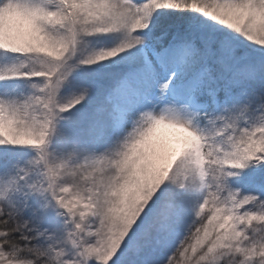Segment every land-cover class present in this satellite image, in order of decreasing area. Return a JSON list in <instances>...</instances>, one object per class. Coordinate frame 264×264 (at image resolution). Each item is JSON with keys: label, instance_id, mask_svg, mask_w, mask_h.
Segmentation results:
<instances>
[{"label": "snow or ice", "instance_id": "1", "mask_svg": "<svg viewBox=\"0 0 264 264\" xmlns=\"http://www.w3.org/2000/svg\"><path fill=\"white\" fill-rule=\"evenodd\" d=\"M0 264H264V0H0Z\"/></svg>", "mask_w": 264, "mask_h": 264}]
</instances>
